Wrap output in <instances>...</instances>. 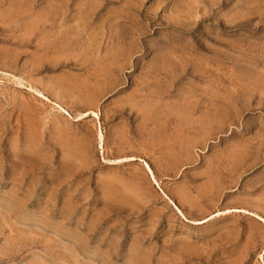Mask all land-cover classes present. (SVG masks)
<instances>
[{
	"label": "rangeland",
	"instance_id": "374dc122",
	"mask_svg": "<svg viewBox=\"0 0 264 264\" xmlns=\"http://www.w3.org/2000/svg\"><path fill=\"white\" fill-rule=\"evenodd\" d=\"M229 208L264 217V0H0V264H264Z\"/></svg>",
	"mask_w": 264,
	"mask_h": 264
},
{
	"label": "bare ground",
	"instance_id": "6f19581e",
	"mask_svg": "<svg viewBox=\"0 0 264 264\" xmlns=\"http://www.w3.org/2000/svg\"><path fill=\"white\" fill-rule=\"evenodd\" d=\"M30 86V85H29ZM31 88H33V87H31ZM33 90V89H32ZM33 91H35V90H33ZM37 94H38V96H40V97H42L43 99H45V100H49V97H47L45 94H43L42 93V91H35ZM55 103V102H54ZM53 103V104H54ZM56 106V105H55ZM58 107L60 108V109H62L66 114H68L69 115V113L63 108V106L61 107L59 104H58ZM59 109V110H60ZM88 114H90V115H92V116H94L95 118H99V113L97 112V111H94V110H90V111H86V112H83V113H81V114H79L76 118H78V119H81V118H83L84 116L86 117V115H88ZM77 115V114H76ZM72 117H73V115H72ZM74 118H75V116H74ZM94 118V119H95ZM98 142L100 143V147L101 148H103V143H104V135H103V131H102V129H100L98 132ZM129 158V157H128ZM105 159V158H104ZM131 159H135L134 157H131ZM107 160V159H106ZM110 159H108V161H109ZM116 160V159H115ZM120 160V159H119ZM122 160H124V159H122ZM113 162V161H112ZM116 162V161H115ZM145 162V161H144ZM107 163H109V164H112L110 161L109 162H107ZM144 168H145V170H146V172H147V174H148V176H149V178H150V180L154 183V184H157L158 185V187L160 188V190H161V192H162V194L171 202V204L172 205H174L175 206V208H177V210L181 213V215H183V212L179 209V207L177 206V204L170 198V197H168V195L163 191V189L161 188V186H160V182H159V180L156 178V176H155V174H154V172H153V169H152V167L149 165V163H147V162H145L144 164ZM177 211V212H178ZM232 211H235V212H242V213H244V214H247V215H250V216H252V217H254V218H256L257 220H259V221H261L262 223H263V225H264V217L263 216H261V215H259V214H256L255 212H252V211H249L248 209H246V208H229V209H227V212H232ZM178 212V213H179ZM226 212V213H227ZM223 212H217L216 214L214 213L213 215H211V216H208V217H206V218H204V219H202V220H198V221H195L196 222V224L198 223V224H201V223H204V222H207L208 220H210L213 216H217V215H219V214H222ZM192 222H194V221H192Z\"/></svg>",
	"mask_w": 264,
	"mask_h": 264
},
{
	"label": "crops",
	"instance_id": "0c3cea01",
	"mask_svg": "<svg viewBox=\"0 0 264 264\" xmlns=\"http://www.w3.org/2000/svg\"><path fill=\"white\" fill-rule=\"evenodd\" d=\"M162 188V187H161ZM164 191V190H163Z\"/></svg>",
	"mask_w": 264,
	"mask_h": 264
}]
</instances>
